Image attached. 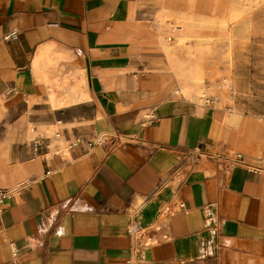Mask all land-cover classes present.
<instances>
[{
  "label": "crops",
  "instance_id": "crops-1",
  "mask_svg": "<svg viewBox=\"0 0 264 264\" xmlns=\"http://www.w3.org/2000/svg\"><path fill=\"white\" fill-rule=\"evenodd\" d=\"M137 2L0 0V188L19 189L0 264H264V118L171 91L201 60L167 61ZM57 129L120 138L60 156ZM198 145L215 156L194 160ZM235 149L246 166L217 157ZM157 222L155 243L127 229Z\"/></svg>",
  "mask_w": 264,
  "mask_h": 264
},
{
  "label": "rangeland",
  "instance_id": "rangeland-1",
  "mask_svg": "<svg viewBox=\"0 0 264 264\" xmlns=\"http://www.w3.org/2000/svg\"><path fill=\"white\" fill-rule=\"evenodd\" d=\"M137 3L138 11L154 18L151 24L160 29L167 61L171 53L190 68L193 56L201 60L191 78L183 76L187 83L178 88L171 86V91L203 103L212 95H223L225 104L235 102L232 99L235 97L243 104L237 111L264 118V0H138ZM149 56L157 57V49ZM259 58L262 63L257 64ZM211 75L216 79L227 78L229 85L223 90L221 86H208L205 83ZM56 132L60 133L61 144L67 146L61 130Z\"/></svg>",
  "mask_w": 264,
  "mask_h": 264
},
{
  "label": "built area",
  "instance_id": "built-area-1",
  "mask_svg": "<svg viewBox=\"0 0 264 264\" xmlns=\"http://www.w3.org/2000/svg\"><path fill=\"white\" fill-rule=\"evenodd\" d=\"M14 34H10L8 37L12 36ZM11 92V89L8 90V93ZM120 136L117 133H107V132H102L97 134L95 137L89 140H85L82 137H76L75 139L66 142V145H62L60 142V133L56 132L53 137V141L49 142L47 144L48 148H54V153L56 155L60 156H68L70 154V150L74 147H76L79 143L85 142L87 145V148L90 150H93L95 147L101 145V144H106V143H111L112 145L115 144L119 140ZM50 140V139H49ZM37 144H40V142H37ZM188 154L194 158V160H200L201 158L204 157H214L215 155L212 154L207 150V146L205 145H198L194 147L193 149L188 151ZM217 157L223 159L224 161L229 162L230 167L234 166H246L247 161L245 159V155L243 152L238 151V150H230L227 151L226 154L219 155L217 154ZM50 171H48L49 173ZM18 188H0V206H2L7 200L13 198L16 196L18 193ZM183 207L184 204H181ZM168 213V210H164L162 215H165ZM128 232L131 235L135 236H142L144 233H149L150 238L149 241L151 243H155L158 238H157V232H162L163 231V224L162 222H157L154 223L148 227H141L136 223H130L128 225ZM163 239L168 238L166 233L162 234Z\"/></svg>",
  "mask_w": 264,
  "mask_h": 264
},
{
  "label": "bare ground",
  "instance_id": "bare-ground-1",
  "mask_svg": "<svg viewBox=\"0 0 264 264\" xmlns=\"http://www.w3.org/2000/svg\"><path fill=\"white\" fill-rule=\"evenodd\" d=\"M246 139V138H245Z\"/></svg>",
  "mask_w": 264,
  "mask_h": 264
}]
</instances>
